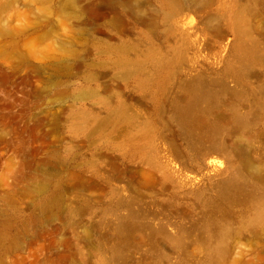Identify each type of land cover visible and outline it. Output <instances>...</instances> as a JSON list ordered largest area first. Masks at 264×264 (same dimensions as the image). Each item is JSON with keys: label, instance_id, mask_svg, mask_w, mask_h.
<instances>
[{"label": "rangeland", "instance_id": "rangeland-1", "mask_svg": "<svg viewBox=\"0 0 264 264\" xmlns=\"http://www.w3.org/2000/svg\"><path fill=\"white\" fill-rule=\"evenodd\" d=\"M0 264H264V0H0Z\"/></svg>", "mask_w": 264, "mask_h": 264}, {"label": "water", "instance_id": "water-1", "mask_svg": "<svg viewBox=\"0 0 264 264\" xmlns=\"http://www.w3.org/2000/svg\"><path fill=\"white\" fill-rule=\"evenodd\" d=\"M192 171L196 176H200L202 178H208V174L212 171V169L210 166H208L206 160L204 159L200 161L199 164L196 165Z\"/></svg>", "mask_w": 264, "mask_h": 264}, {"label": "bare ground", "instance_id": "bare-ground-1", "mask_svg": "<svg viewBox=\"0 0 264 264\" xmlns=\"http://www.w3.org/2000/svg\"><path fill=\"white\" fill-rule=\"evenodd\" d=\"M221 164H222V161L220 160L211 159L208 161L209 166H219L220 167Z\"/></svg>", "mask_w": 264, "mask_h": 264}]
</instances>
